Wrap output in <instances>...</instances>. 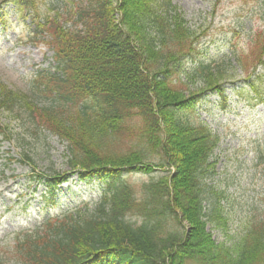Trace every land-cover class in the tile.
I'll use <instances>...</instances> for the list:
<instances>
[{"label": "trees", "instance_id": "16d2710c", "mask_svg": "<svg viewBox=\"0 0 264 264\" xmlns=\"http://www.w3.org/2000/svg\"><path fill=\"white\" fill-rule=\"evenodd\" d=\"M21 2L35 9L34 0ZM67 19L75 28L65 27ZM187 23L172 0H81L41 25L57 69L40 74L32 87L55 102L38 105L36 95L0 83V109L57 134L71 169L109 181L100 199L17 238L13 264H264V217L252 220L232 246L216 243L206 230L208 216L220 217L205 182L218 137L180 114L205 91L222 96L230 69H241L260 97L252 77L264 66V29L251 33L246 48H233L237 66L228 59L198 62L178 74L175 68L193 56L205 33ZM191 83L198 86L190 91ZM0 134L10 133L0 125ZM121 136L136 145L110 153L107 146ZM127 169L164 173L134 190L120 178ZM204 203L213 205L210 215ZM133 215L139 224L127 219ZM170 219L181 232L167 227Z\"/></svg>", "mask_w": 264, "mask_h": 264}, {"label": "rangeland", "instance_id": "374dc122", "mask_svg": "<svg viewBox=\"0 0 264 264\" xmlns=\"http://www.w3.org/2000/svg\"><path fill=\"white\" fill-rule=\"evenodd\" d=\"M76 0H35L38 18L43 21L61 11L66 4ZM115 2V1H114ZM192 30L205 32L197 44L196 53L181 61L175 70L188 69L197 62L218 60L229 54L230 44L243 49L252 32L264 29V0H172ZM4 20L0 21V80L12 89L31 93L30 85L37 68L54 65L52 50L42 43H34V25L30 16L16 14L12 3L4 6ZM33 12V11H32ZM71 23L67 22L66 27ZM231 63L235 62L231 60ZM234 75L224 85L225 97L216 93H205L196 99L193 107L180 112L183 118L192 123H201L219 137L212 152L213 171L206 179L207 193L213 202L219 201L216 213L219 220L208 216L206 229L217 243L232 246L243 235L252 218L264 216V104L249 102V88L241 81L240 70H230ZM260 77L255 86L264 98V66L258 69ZM183 78V75L180 76ZM177 75L172 77L176 82ZM198 83L189 84L190 91ZM42 100L40 104H47ZM14 113L0 109V122L7 126L13 135L23 138V146L17 141L3 140L0 136V256L10 251L13 244L12 232L23 228H33L45 217L60 213L67 208L80 205L84 201L95 200L104 186L102 179H79L72 175L60 185L55 199L56 206H43L40 193L44 184L35 186L34 181H26L32 172L43 174L45 178L55 173H70L65 143L45 129L38 133L27 132L22 120L13 119ZM126 138L120 139L108 150L125 148ZM149 161L156 163L158 158ZM72 174V173H71ZM163 174L156 170L124 172L121 179L136 190L142 182L155 179ZM36 187L33 192L32 189ZM212 191V192H211ZM213 192H216L218 199ZM43 206V207H42ZM211 214L213 205L206 204ZM215 216V215H214ZM134 221L136 219H133ZM137 221V220H136ZM138 222V221H137ZM169 229L181 232L175 220H168Z\"/></svg>", "mask_w": 264, "mask_h": 264}]
</instances>
